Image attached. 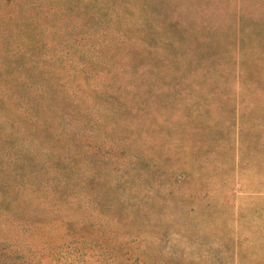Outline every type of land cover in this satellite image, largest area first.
<instances>
[{
    "label": "rangeland",
    "instance_id": "obj_1",
    "mask_svg": "<svg viewBox=\"0 0 264 264\" xmlns=\"http://www.w3.org/2000/svg\"><path fill=\"white\" fill-rule=\"evenodd\" d=\"M0 264H264V0H0Z\"/></svg>",
    "mask_w": 264,
    "mask_h": 264
}]
</instances>
